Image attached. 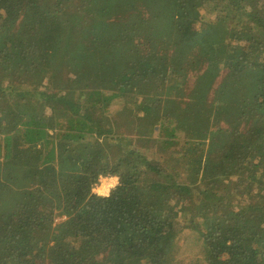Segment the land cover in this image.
<instances>
[{"label":"trees","instance_id":"trees-1","mask_svg":"<svg viewBox=\"0 0 264 264\" xmlns=\"http://www.w3.org/2000/svg\"><path fill=\"white\" fill-rule=\"evenodd\" d=\"M0 264H264V0H0Z\"/></svg>","mask_w":264,"mask_h":264},{"label":"rangeland","instance_id":"rangeland-1","mask_svg":"<svg viewBox=\"0 0 264 264\" xmlns=\"http://www.w3.org/2000/svg\"><path fill=\"white\" fill-rule=\"evenodd\" d=\"M200 15L202 16L203 21H209L214 19L215 14L209 13L207 9H202L199 11ZM199 23H194L195 26H197ZM225 71V70H224ZM117 183V178L115 177H100L98 181L93 185L92 191L94 193H97L99 195H105L103 193H109L110 189L114 187ZM63 217H56L54 222H58L62 220ZM193 238L190 235L189 231L186 228H182L179 232V236L177 239V244L179 247V253H184L189 256L192 255L189 242H192Z\"/></svg>","mask_w":264,"mask_h":264},{"label":"clouds","instance_id":"clouds-1","mask_svg":"<svg viewBox=\"0 0 264 264\" xmlns=\"http://www.w3.org/2000/svg\"><path fill=\"white\" fill-rule=\"evenodd\" d=\"M103 194H105V195H106L107 193H103Z\"/></svg>","mask_w":264,"mask_h":264},{"label":"crops","instance_id":"crops-1","mask_svg":"<svg viewBox=\"0 0 264 264\" xmlns=\"http://www.w3.org/2000/svg\"><path fill=\"white\" fill-rule=\"evenodd\" d=\"M116 178V177H115Z\"/></svg>","mask_w":264,"mask_h":264}]
</instances>
